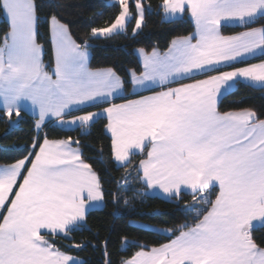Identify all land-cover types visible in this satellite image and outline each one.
<instances>
[{
    "label": "snow or ice",
    "instance_id": "6c2138e0",
    "mask_svg": "<svg viewBox=\"0 0 264 264\" xmlns=\"http://www.w3.org/2000/svg\"><path fill=\"white\" fill-rule=\"evenodd\" d=\"M113 6L118 12L108 26L80 37L59 5L50 4L42 42L36 0H0L7 24L0 118L17 123L28 106L36 133L27 155L0 166V264H84L70 253L87 242L57 245L56 238L72 240L106 194L129 202L119 188L106 193L79 139L41 135L52 118L73 129L103 119L111 162L126 169V184L132 178L143 189L136 196L159 190L177 203L191 196L184 203L191 223L165 230L174 237L166 243L138 245L119 264H264V111L219 106L240 81L264 88V59L247 63L258 52L264 57V24L251 26L264 19V0H160L155 14L168 22L188 16L194 31L173 38L163 52L139 49L142 71L130 70L128 79L90 67L91 41L126 32L132 19L135 37L153 6L135 0V13L130 0ZM226 27L246 30L225 35ZM45 44L53 66L44 62ZM129 83L135 98L123 95ZM102 243L105 264H113L108 239Z\"/></svg>",
    "mask_w": 264,
    "mask_h": 264
},
{
    "label": "trees",
    "instance_id": "16d2710c",
    "mask_svg": "<svg viewBox=\"0 0 264 264\" xmlns=\"http://www.w3.org/2000/svg\"><path fill=\"white\" fill-rule=\"evenodd\" d=\"M160 0H145L153 6V12L146 15L143 27L138 35L132 36L135 19L129 21L127 31L111 36L94 38L90 46L89 64L92 68L111 67L121 77L128 79L129 70L140 71L136 49L151 50L157 48L165 50L173 38L188 35L194 31L191 18L184 16L168 22L163 14H155V6ZM39 6L41 27L39 29L41 41L47 38L46 15L50 4L59 5L57 11L65 21H70L73 32L80 37L90 32L92 27H103L118 12V5L114 0H36ZM131 10L135 11V4L130 0ZM264 24V19L258 20L252 27ZM244 30L240 27H226L224 34H231ZM7 31V24L0 13V39ZM44 62L52 66V53L50 45L45 44ZM130 84L125 86L129 89ZM220 111L238 110L243 108L264 111V88L251 87L240 81L224 94L219 102ZM15 120V117L12 118ZM45 130L50 139L72 137L79 139L81 150L93 168L102 178L106 193H126L129 202L121 199L119 203L113 202L112 195L106 194L105 202L101 208L89 210L86 224L74 232L72 240L56 238L57 245L87 242L88 246L82 250L72 249L70 254L81 257L84 264H105L103 241L108 239L106 251L111 254L113 264H119L121 259L131 257L139 250L138 245L158 246L170 238L165 230L174 229L177 225L191 223V217L184 210L185 201H191L186 195L177 203L168 198L160 197L149 192L146 196H136L137 191H143L134 179L129 178L127 184L121 179L126 172L124 168H117L111 161L110 136L104 130V120L99 119L90 129H73L61 127L57 124L47 125ZM31 113L23 110L21 119L17 123H9L7 118H0V164H10L28 154L35 136ZM103 149V151H101ZM135 161L140 156L133 158ZM117 181L120 184H117ZM131 184V187H128ZM135 196V199L132 197ZM259 231L264 232V229ZM127 243H123L124 239ZM96 245V247H93Z\"/></svg>",
    "mask_w": 264,
    "mask_h": 264
},
{
    "label": "crops",
    "instance_id": "0c3cea01",
    "mask_svg": "<svg viewBox=\"0 0 264 264\" xmlns=\"http://www.w3.org/2000/svg\"><path fill=\"white\" fill-rule=\"evenodd\" d=\"M256 27H259V26H256ZM244 30H246V29H244ZM244 30H241V31H244ZM241 31H239V32H241ZM235 33H238V32H235ZM235 33H231V34H235ZM224 34V33H223ZM225 35H229V34H225ZM139 49H143V48H137L136 49V54H137V57H138V50ZM154 49V48H153ZM153 49H151V50H146V51H148V52H151ZM157 49V48H156ZM159 51H161V52H163V51H165V50H160V49H158ZM261 59H264V57H262L261 55H260V53L258 52L257 53V58L256 59H252V58H249L248 60H247V63H249V64H251V63H259L260 61H261ZM138 60H139V57H138ZM53 66V65H52ZM237 66H244V65H237ZM92 68V67H91ZM106 68H111V67H99V68H92V69H106ZM113 69V68H112ZM223 70H229V69H223ZM130 71V70H129ZM140 71H142V68H141V70ZM140 71H136V73L137 74H139V72ZM198 78H202V77H198ZM185 82H188V81H185ZM243 82H245V81H243ZM245 83H247V82H245ZM173 87H175V86H177V85H172ZM234 87V86H233ZM232 87V88H233ZM257 87H259V86H257ZM232 88H230V89H228V91H230ZM157 90H159V89H157ZM135 91L139 94V95H150L151 93L150 92H147V91H144V90H142V89H139V88H137V89H135ZM227 91V92H228ZM133 92V88H132V85L130 84V87H129V89H126V88H124V91H123V95L124 96H126V97H129V98H135L134 96H132L131 95V93ZM226 94V93H225ZM223 96V95H222ZM221 96V97H222ZM117 103H119V102H121L119 99H117V101H116ZM24 110L25 111H27V112H29V113H31V109H30V107H28V106H26L25 108H24ZM88 110H93V109H88ZM52 119H54V118H52ZM49 120H51V119H48V120H46L45 122H47V121H49ZM59 126H61V127H65V128H71L70 126H62V125H59ZM109 136H110V134H108ZM11 164V163H10ZM2 165H6V164H0V166H2ZM151 193H154V194H156V195H158V196H160V197H163V198H167L166 196H164V194L162 193V192H160L159 190H156L155 192H151ZM103 206V205H102ZM101 206V207H102ZM101 207H99V208H101ZM92 209H96V208H92ZM91 210V209H90ZM174 238V237H173ZM166 243V242H165ZM71 255H73V256H75V257H77V258H79V259H81V260H83L81 257H79V256H77V255H74V254H71ZM130 258V257H129Z\"/></svg>",
    "mask_w": 264,
    "mask_h": 264
},
{
    "label": "built area",
    "instance_id": "2783aa9c",
    "mask_svg": "<svg viewBox=\"0 0 264 264\" xmlns=\"http://www.w3.org/2000/svg\"><path fill=\"white\" fill-rule=\"evenodd\" d=\"M50 124H57V122L55 121V119H51V120L48 121L47 125H50ZM44 130H45V127L42 129L41 135L44 134Z\"/></svg>",
    "mask_w": 264,
    "mask_h": 264
},
{
    "label": "rangeland",
    "instance_id": "374dc122",
    "mask_svg": "<svg viewBox=\"0 0 264 264\" xmlns=\"http://www.w3.org/2000/svg\"><path fill=\"white\" fill-rule=\"evenodd\" d=\"M114 1L118 2V0H114ZM133 1H134V4H135V0H133ZM131 11H132V10H131ZM132 12H133V11H132ZM133 13H135V11H134ZM3 17H4V15H3ZM163 18H165V17H163ZM4 19H5V17H4ZM165 19H167V18H165ZM106 26H108V24H107ZM103 27H105V26H103Z\"/></svg>",
    "mask_w": 264,
    "mask_h": 264
}]
</instances>
